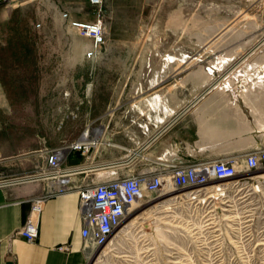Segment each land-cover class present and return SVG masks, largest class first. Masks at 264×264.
Segmentation results:
<instances>
[{"label":"rangeland","instance_id":"374dc122","mask_svg":"<svg viewBox=\"0 0 264 264\" xmlns=\"http://www.w3.org/2000/svg\"><path fill=\"white\" fill-rule=\"evenodd\" d=\"M99 19L106 41L96 48L72 22ZM262 40L264 0H0V142L43 153L88 130L94 138L101 126L127 133L131 107L158 89L162 75L168 74L167 89L182 82L184 90L172 94L160 115L205 84L203 70L224 71ZM103 142L89 155L104 156L110 148ZM73 154L82 157L80 150ZM251 186L253 202L237 207L236 224L220 211L217 241L211 233L201 239L187 225H199L209 208L159 197L144 214L130 216L105 252L91 246L87 264H264V196ZM248 208L253 223L245 228ZM147 217L152 235L145 253L131 227Z\"/></svg>","mask_w":264,"mask_h":264},{"label":"crops","instance_id":"0c3cea01","mask_svg":"<svg viewBox=\"0 0 264 264\" xmlns=\"http://www.w3.org/2000/svg\"><path fill=\"white\" fill-rule=\"evenodd\" d=\"M203 71L205 84L180 99L170 112L160 115L171 102L172 94L183 87L179 82L174 89H167L164 82L168 74L162 75L158 89H148L152 94L131 107L133 119L125 126L129 133L105 131L104 144L110 150L104 156L88 153L79 157L71 152L69 165H82L84 169L73 175L74 182L112 179L125 171L155 173L180 163L200 164L210 172L214 161L264 146V40L224 71ZM4 92L3 89V96ZM140 112L145 113L144 118H140ZM120 126L124 127L123 122ZM91 133L89 140H95L97 134L93 138ZM42 152L17 150L9 142H0V177L7 180L0 186V264H87L78 191L46 201L35 241L17 233L30 214L33 198L47 188L46 180L29 178L38 175L45 163L47 153ZM128 158V169L113 165ZM99 165L109 166L102 170L96 168ZM65 244L71 245L69 251L60 249Z\"/></svg>","mask_w":264,"mask_h":264},{"label":"built area","instance_id":"2783aa9c","mask_svg":"<svg viewBox=\"0 0 264 264\" xmlns=\"http://www.w3.org/2000/svg\"><path fill=\"white\" fill-rule=\"evenodd\" d=\"M93 4H101L102 0H91ZM67 16V15H66ZM72 25L79 30L82 36L89 37L93 40L95 47H99L106 41V29L101 19L97 22H80L73 21ZM95 55L92 50L88 53L89 57ZM92 146L83 142H74L71 144L63 143L60 146L46 149V161L40 167L36 176L29 178H42L47 181L45 192L33 198L31 202V211L25 224L18 230V234L23 235L29 241H35L40 232V215L46 201L54 196L65 194L71 191H78L80 194V214L82 218V238L84 248L88 251L91 246L101 247L106 245L113 234L116 233L122 223L128 218L131 209L138 206L140 200H155L163 197L168 187L177 190L195 189V192L186 197L178 198L182 202L195 203L196 205L209 208L210 214L200 220V224L189 221L188 228L194 235L204 239L202 233L215 237V241L221 239V230L215 225L214 221L221 217L223 212L227 211L229 224H236L238 214L235 210L238 206H249L253 201L249 200L251 195V185L261 186L258 189L264 196V178H254L253 173L264 171V146H259L241 156L221 159L210 164V172H207L204 166L196 163H180L170 170H160L155 173L147 172H122L118 177L104 179L101 181L84 180L81 183H75L73 175L84 171L80 166H68L66 161L71 152L80 150L83 155L90 152ZM110 165V164H109ZM109 165H99L96 168L106 169ZM113 165L118 166L120 170L130 168L129 158L119 161ZM1 175V171H0ZM223 181L228 182V191L225 194H211L212 191L203 189L209 182ZM61 181V182H60ZM7 183L6 179L0 177V186ZM246 189V190H245ZM170 191V190H169ZM172 192V191H171ZM237 196V198H234ZM234 198V199H233ZM239 200V201H238ZM251 208L244 210L242 216L243 227L247 228L253 223ZM149 217L144 218L141 222L136 223L131 228H136L140 248L145 253L149 252V239L152 235L149 232V226L145 225ZM231 226H229L231 228ZM116 231V232H115ZM148 243V244H147ZM61 250L69 251L70 244L60 247ZM220 249L215 250V252Z\"/></svg>","mask_w":264,"mask_h":264},{"label":"bare ground","instance_id":"6f19581e","mask_svg":"<svg viewBox=\"0 0 264 264\" xmlns=\"http://www.w3.org/2000/svg\"><path fill=\"white\" fill-rule=\"evenodd\" d=\"M90 132L91 131H86L84 134H83V136L81 137V139L79 140V142H83V143H85V142H88V143H91V144H94L95 146L96 145H100L103 141H104V139H102L103 137H104V134H105V130H104V128L103 127H100L99 129H96L94 132L97 134V138L94 140H89L91 137H90ZM111 141H109L108 143L109 144H111V145H113V147H117L118 145H116V144H114V143H110ZM103 143H105V142H103ZM122 147V146H121ZM117 148H119V147H117ZM128 150V149H127ZM131 151V150H130ZM129 151V152H130ZM132 152V151H131ZM135 155V154H134ZM80 169H82V167L80 168ZM252 176L254 177V178H261V177H263L264 178V171H261V172H256V173H253L252 174ZM42 179H45L44 177H42ZM227 184H228V182H223V181H221V180H219V181H213L212 179H211V182H209V184L208 185H206V186H204L203 187V189H206L207 191H212V193L211 194H214V195H216V194H219V195H221V194H225L227 191H228V187H227ZM256 188H258V189H261V186L260 185H257L256 186ZM174 190H176L175 191V193H173V192H171V191H169V190H167L165 193H164V196L163 197H165V199H162L161 200V202H166V201H169L170 199H171V201H173V200H177L178 198H180V197H186V196H189V195H191V194H193L194 192H195V189H188V190H184V191H179L178 192V190L177 189H174ZM167 196V197H166ZM163 197H161V198H163ZM160 198V199H161ZM167 198V199H166ZM169 198V199H168ZM159 200V199H158ZM156 201L157 200H151V201H148V200H140L139 202H138V206L140 205V204H144V205H142L141 207H134V208H132L131 209V213H130V215L128 216V218L122 223V225L118 228V229H116V233H118L120 230H122L123 229V227L124 226H126L127 224H128V221H129V218H130V216H132V214H136V216H134V218H136L137 217V214H140V213H143V209L145 208L146 209V207H148L150 204H152V203H156ZM158 207V206H157ZM152 208H154V207H152ZM150 210V209H149ZM147 211V210H146ZM144 214V213H143ZM145 216V215H144ZM140 217V216H139ZM135 220V219H134ZM115 234V233H114ZM113 234V235H114ZM110 242H108L106 245H104V246H101V251L102 252H105L106 251V249L108 248V245H110L109 244ZM103 248V249H102ZM91 257V256H90Z\"/></svg>","mask_w":264,"mask_h":264}]
</instances>
